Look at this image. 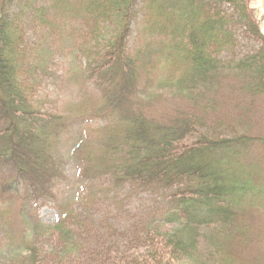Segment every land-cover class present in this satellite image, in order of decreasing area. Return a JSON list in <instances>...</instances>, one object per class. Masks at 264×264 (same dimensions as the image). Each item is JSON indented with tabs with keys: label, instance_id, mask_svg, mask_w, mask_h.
Segmentation results:
<instances>
[{
	"label": "rangeland",
	"instance_id": "1",
	"mask_svg": "<svg viewBox=\"0 0 264 264\" xmlns=\"http://www.w3.org/2000/svg\"><path fill=\"white\" fill-rule=\"evenodd\" d=\"M242 1L245 9L235 11L237 14L227 27L229 35L227 41L230 47L222 51L211 48L213 58L218 64L220 60L224 65L222 73L239 76L244 81L233 77L224 80L221 84L223 87L217 93L210 95L212 90L207 91L206 98H212L211 100L215 98L216 111H219L222 120H225L234 131L228 133L223 130L225 131L221 133L225 134L221 136L223 138L230 136L234 138L236 135L264 137V90L261 89L264 85V50L257 56L262 66L260 76L257 77L250 68H247L246 72L240 71L241 73L230 69L233 67L232 64L246 56L258 54L264 46L262 31L264 19L259 18L258 11L261 8L252 6L250 0ZM136 2L125 52L127 58H136L139 67L136 82L130 91L131 99L136 106H125L124 111L125 114L131 109L135 112H148L158 120L165 117L164 112L166 117L167 115L174 117L176 111H184L182 107L187 103V99L185 100L181 93L176 96L179 92L177 89L195 88L192 80L196 78L198 83H203L199 77L202 73L190 71L183 56L175 52V41L172 40L167 28L170 24L165 21L164 16L155 18L153 7L148 9L145 0H136ZM2 3L6 6L3 7ZM49 6L51 0H12L9 3L8 0H0L2 30L10 33L11 38L15 35L14 38L18 37L19 41L14 48H17L18 54H10V58H16L14 66L17 69L15 83L19 86L16 88L17 92L20 91L21 95L26 97L39 117L62 116L66 119L65 129L61 132H58L54 126L48 127V149L52 158L59 162L61 172L60 175L53 173L54 176L51 178H55L48 187L41 188L42 191L38 193L37 199L27 195V200L34 205L32 219L43 225H52L57 220L58 206L68 209L69 212L74 210L78 213L85 212V209L91 211L96 209L101 217L112 218V222L103 223L106 226L103 234L99 230L101 225L93 226L90 236L96 234L104 237L97 239L94 247L84 250L77 258L73 259V256L68 264H118L119 260H126L125 257L118 256L119 253L126 248H136L135 245L132 246L130 240H126L129 244L125 242L120 245L114 238L115 235L120 234L115 232V228L120 226L119 230H122L126 227L130 229L133 225L137 226L140 223V216L136 209L142 204L148 215L160 211L165 204L161 194L151 195L134 188L131 189L133 192L130 197L126 194L127 187H123L122 190L111 187L109 194L103 195L104 186L111 183L104 178L98 179L94 186H88L82 197H75L79 195L76 191L80 187L77 185L76 177L81 167L78 157L85 159L87 166H91V171L101 177L104 169L103 148L108 142L120 141L121 144L125 142L124 131L121 132L119 125L124 119V113L120 112L115 118H108L103 94L110 78L106 76V79L100 80L94 64L100 63V58H87L84 53L86 49H90L89 56H91L96 54V51L93 50L94 37L91 35L84 37L87 28L84 27L86 22L82 12L76 11L67 19L61 14L63 11L60 13L51 9L49 12L42 11L45 16L40 8ZM151 13L152 18L149 16ZM5 16L12 21L10 26L9 21H4ZM248 19L255 22L261 36L259 39L254 36L253 27L247 25ZM4 24L6 28H3ZM113 30L114 28L111 27L106 31L109 34L107 39L111 38L109 36L113 34ZM126 61L131 63L130 59ZM230 70H232L231 74L228 73ZM180 80L182 81L179 84ZM251 81L255 83L252 87L247 84ZM148 83L151 86H148ZM1 85L2 83L0 87ZM205 85H201L200 87L203 88L200 89L207 88ZM149 91L154 97V102L151 101V97H144ZM0 94L3 97L1 101L6 102L8 106L5 111L0 107V131H2L4 116L11 111L17 112V108L10 99H4V93ZM84 117L90 120H85ZM111 121L113 124H118L120 130L115 131V135L109 138L107 129L110 128ZM20 128L24 129L23 125ZM219 135L217 134L218 138ZM3 143H7L5 137ZM80 143L81 147L74 153ZM235 155L237 161L249 163L253 173L251 184L255 183L260 188L256 187L257 191L249 188L234 190H237L235 196L240 203L235 204L229 211L232 213L231 216L233 215L230 217L233 219L231 220L233 229L226 227L227 234L218 233L215 230L217 226L206 221L201 227L199 240L195 241L196 238H192L195 241L194 250L191 248L192 251L190 249L187 252L179 248L177 238L166 237L172 229L171 226L154 229L152 234L156 236L155 239L157 241L164 239L163 244L156 245V249L161 251L157 257L158 264H264V193H262L264 153L260 156L257 153ZM62 175L64 178H60ZM7 178H9L8 173H2L0 170V185ZM1 190L0 186V264H19L18 261L13 260L12 248L17 247L26 231H30L34 226L27 218L17 217L18 208L26 206L21 200L25 195L22 194L20 199L7 198L12 203L8 207ZM241 190L247 195L241 194ZM29 210L31 211L27 207V215L32 216ZM40 233L41 237L38 234L35 238L31 237L30 241L35 240L34 246L39 249L38 258L44 260L43 264L69 259L70 254L65 246L69 243V235H67L68 239H65L63 236L66 234L62 235L48 229ZM111 234H113L112 240L109 239ZM190 237L192 235H189ZM23 255L28 256L29 253L25 252ZM155 263L157 264V261L152 259L151 264Z\"/></svg>",
	"mask_w": 264,
	"mask_h": 264
},
{
	"label": "trees",
	"instance_id": "2",
	"mask_svg": "<svg viewBox=\"0 0 264 264\" xmlns=\"http://www.w3.org/2000/svg\"><path fill=\"white\" fill-rule=\"evenodd\" d=\"M10 1L12 0H8V3ZM145 2L148 3V9L153 7L155 18L162 15L170 24L167 28L172 40L175 41L174 50L183 56L187 68L193 73L196 71L202 73L199 77L203 83H198L196 78L192 80L195 88L189 87L185 89L187 91L177 89L179 92L176 96L181 93L184 99H187L186 105L182 107L183 113L179 110L175 112L174 117L169 115L166 117L164 112L166 118L163 117L162 120L152 117L148 112H135L131 109L125 114L124 111L125 106H136L131 99L130 91L136 82L139 67L136 58H127L125 54L136 0H51V6L40 8L41 13L49 12L51 9L60 13L63 11L61 14L67 19L76 11L82 12L86 22L84 27L87 28L84 37L89 35L94 37L93 50L96 51V54L91 56L90 49H86L84 53L87 58H100V63H94L95 72L98 73L100 80L106 79V76L110 78L103 94L108 117L115 118L116 114L124 113V119L119 125L121 132L124 131L125 142L123 144L120 141L108 142L103 148L104 169L101 177L110 181L113 187H127L125 190L128 197L133 192L131 189H140L151 195L161 194L165 204L153 215H148L144 210L142 212L144 215L137 226L122 230L115 228V232L120 234L114 238L120 245L130 240L132 246L135 245L136 248H126L119 253L118 256L125 257L126 260H119L118 264H151L152 259L158 264L157 257L161 251L156 249V245L163 244L164 239L157 241L152 232L162 226L172 227L166 237L177 238L179 248H183L185 252L195 248V241L199 240L201 227L206 221L216 225L215 230L218 233L227 234L228 228L233 229L231 225L233 219L230 218L233 215L231 216L232 213L229 211L235 204L240 203L235 196L237 190H234L249 188L257 191L256 187L260 188L255 183L251 184L253 173L249 163L237 161L235 154L257 153L260 156L264 153V137L249 135L221 137L225 135L221 134L222 132L234 131L225 120H222L219 111H216L215 98L213 100L206 98L208 89L212 90L210 95L217 93L223 87L221 84L224 80L234 77L243 81L239 76L223 74L224 65L220 60L219 64L217 63L211 51L212 47L217 51L230 47L227 41L229 38L227 27L237 14L235 11L245 9L243 1L145 0ZM2 6L6 4L2 3ZM149 16L152 18V13ZM7 18L5 16L4 21H9L10 26L12 21ZM248 20L247 25L253 27L254 36L259 39L255 22ZM111 27L114 28L113 36L107 39L109 34L106 31ZM3 28H6L5 24ZM10 35L6 30L3 31L0 25V83H2L0 93H4V99H10L17 108V112H8L7 116L5 112L2 120L4 127L0 131V170L12 173L13 181H18L28 188H44L55 178H51L54 176L53 173L60 175L61 172L59 162L52 158L48 149V127L54 126L61 132L65 129L66 119L62 116L39 117L26 97L22 96L20 91L17 92L16 88L19 86L15 83L17 69L14 66L16 58H10V54H18L17 48H14L19 41L18 37L14 38V35L11 38ZM263 50L264 46L258 54L246 56L232 64L233 67L230 69L241 73L250 68L257 77L260 76L262 66L257 56ZM128 59L131 60L130 64L126 61ZM232 70L228 73L231 74ZM203 84L207 88L201 90L203 87L200 86ZM247 84L252 87L255 83L251 81ZM148 86L151 84L148 83ZM261 89L264 90V85ZM151 91L144 97H151V101L154 102ZM2 98L0 94V107L5 111L8 106L6 102L1 101ZM22 125L24 129H19ZM119 125L114 124L107 129L109 138L115 135V131L120 130ZM219 129L221 131H218ZM217 134H220L219 138ZM4 137L7 143L2 144ZM231 156L233 158H230ZM90 175H97L91 171V166L84 169L82 177L88 178ZM6 191V187L2 186L3 195ZM243 191L241 190V194H246ZM143 209V204L136 209L138 215ZM69 216L53 227L37 224L30 231L27 230L20 240L23 247L11 250L13 260L19 264H43L44 260L38 258L39 249L34 246L35 240L30 241V238H35L38 234L41 237L40 232L48 229L62 235L66 234L63 236L65 239H68L69 235V243L65 245L70 254L69 259L52 262L68 264L73 256V259L77 258L84 250L94 247L97 239L104 237L96 234L91 237L92 227L101 225L99 230L103 234L106 229L103 223L110 222L89 209ZM189 235L192 237L189 238ZM112 237L113 234L109 235L110 240ZM193 237L196 238L195 241ZM25 252L29 255H23ZM50 262L47 263L51 264Z\"/></svg>",
	"mask_w": 264,
	"mask_h": 264
},
{
	"label": "bare ground",
	"instance_id": "3",
	"mask_svg": "<svg viewBox=\"0 0 264 264\" xmlns=\"http://www.w3.org/2000/svg\"><path fill=\"white\" fill-rule=\"evenodd\" d=\"M250 3L252 6H258L261 8L260 10H258L259 11V18L263 20L264 19V9L262 6L263 5L262 1L261 0H258V1L250 0ZM262 31L264 33V25H262Z\"/></svg>",
	"mask_w": 264,
	"mask_h": 264
},
{
	"label": "water",
	"instance_id": "4",
	"mask_svg": "<svg viewBox=\"0 0 264 264\" xmlns=\"http://www.w3.org/2000/svg\"><path fill=\"white\" fill-rule=\"evenodd\" d=\"M262 3H263V5H262L263 6V9H264V0H262Z\"/></svg>",
	"mask_w": 264,
	"mask_h": 264
}]
</instances>
